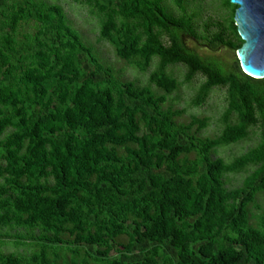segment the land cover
<instances>
[{"label": "trees", "instance_id": "16d2710c", "mask_svg": "<svg viewBox=\"0 0 264 264\" xmlns=\"http://www.w3.org/2000/svg\"><path fill=\"white\" fill-rule=\"evenodd\" d=\"M71 1L132 68L158 61L146 84L124 80L60 4L0 0V245L15 248L0 264H264V78L185 40L235 53L237 5L219 0L201 32L189 0H172L178 13L168 0ZM197 74L191 106L225 90L213 136L209 117L179 120L169 101ZM250 134L243 153L213 156Z\"/></svg>", "mask_w": 264, "mask_h": 264}, {"label": "rangeland", "instance_id": "374dc122", "mask_svg": "<svg viewBox=\"0 0 264 264\" xmlns=\"http://www.w3.org/2000/svg\"><path fill=\"white\" fill-rule=\"evenodd\" d=\"M47 2L58 3L60 4L66 15L72 24L80 33L82 38L93 46L97 56L106 64H111L115 69L119 70V74L124 80L135 81L138 84H146L148 73L151 69H154L156 66L157 57L153 58V62L149 66L146 72H140L132 68L127 62L122 59H119L113 50L112 45H110L105 40H100L99 28L97 24V17L88 12V9L85 6H80L79 3H76L71 0H45ZM168 5L176 13L178 11L175 9V6L172 3V0H168ZM219 0H189L188 10L197 9L200 15L198 19V28L203 32L202 22L208 20L209 18L213 21L217 20L220 15L224 12L218 8ZM211 31L215 29V25L210 27ZM187 44L195 48L203 56H214L225 62H234L236 54L227 49L221 48L217 51L210 50L207 46L198 43L196 40L186 37ZM168 72L171 73L179 81H183L185 74V67L182 64H173L168 66ZM203 81V77L200 74H197L191 82H182L178 91L169 95V101L172 100L174 108L184 109V112L179 117V120L186 121L189 120L191 114L199 117H209L208 126L201 131V135L213 136L219 133L221 128L220 116L225 108V90L222 87H214L211 91L207 100L196 107L190 105L189 101L193 97L198 85ZM255 132V130H253ZM252 133V131H251ZM258 135L250 134L249 138L238 143H232L223 145L216 149V152L213 156L223 157L225 160H230L234 156L243 153L250 146L254 145L257 142ZM245 173H236L228 175V186L233 187L240 185ZM259 201L262 203V199L259 198ZM0 250L3 251H13L15 248L11 245H0Z\"/></svg>", "mask_w": 264, "mask_h": 264}, {"label": "water", "instance_id": "95a60500", "mask_svg": "<svg viewBox=\"0 0 264 264\" xmlns=\"http://www.w3.org/2000/svg\"><path fill=\"white\" fill-rule=\"evenodd\" d=\"M236 4L233 19L243 40L235 54L243 73L264 78V0H229Z\"/></svg>", "mask_w": 264, "mask_h": 264}]
</instances>
